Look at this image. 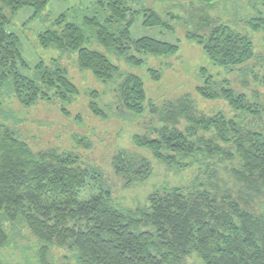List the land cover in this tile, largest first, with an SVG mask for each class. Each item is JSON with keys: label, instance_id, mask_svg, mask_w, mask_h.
Masks as SVG:
<instances>
[{"label": "trees", "instance_id": "1", "mask_svg": "<svg viewBox=\"0 0 264 264\" xmlns=\"http://www.w3.org/2000/svg\"><path fill=\"white\" fill-rule=\"evenodd\" d=\"M163 1L186 16L171 12L164 18L147 8L144 26L182 24L186 39L198 43L216 67L229 75L243 73L244 85L249 84L250 73L257 74L253 69L263 58L253 36L264 33V0ZM49 2L0 0V250L18 244H13L6 223L12 234L24 226L37 238L38 264H57L56 256L63 252L72 264H187L193 256L202 264H264V110L227 79L218 81L202 69L205 82L197 87L198 95L227 108L211 115L198 111L189 95L162 108L150 104L159 125L133 138L136 149L147 154L118 152L112 162L115 175L131 188L154 177L155 163L197 173L185 185L156 186L146 203L134 208L118 203L119 197L100 181L99 167L61 149L63 144L37 149L35 130L31 128V138L24 132L26 120L11 109L4 112L5 105L14 103L26 113L47 104L59 106L64 118L71 116L80 90L67 70L55 58L50 65L39 63L33 77L26 76L21 40L7 29L20 10L32 8L37 16ZM243 2L249 7L244 14L238 6ZM99 6L107 15L86 17L84 25L95 30L101 49L128 65L139 67L145 57L179 51L177 44L133 38L134 16L140 11L128 0H102ZM54 25L39 35L40 47L77 53L79 68L113 93L112 104L103 108L106 92H91V115L104 122L110 116H143L148 103L143 79L122 73L106 54L87 48L83 29L65 15ZM259 68L261 72L264 65ZM149 76L153 82L162 80L154 68ZM260 85L264 88V75ZM226 161L235 189L219 181V164ZM0 264L11 263L0 258Z\"/></svg>", "mask_w": 264, "mask_h": 264}, {"label": "rangeland", "instance_id": "2", "mask_svg": "<svg viewBox=\"0 0 264 264\" xmlns=\"http://www.w3.org/2000/svg\"><path fill=\"white\" fill-rule=\"evenodd\" d=\"M100 1L102 0H50L47 8L37 16H35L32 8L20 10L7 27L9 32L17 34L21 40L20 49L27 63V68L24 70L26 76L33 77L36 73L35 67L39 63L43 62L50 65V62L55 58L58 59L60 66L67 70L68 76L80 90V94L75 99V104L70 109L71 116L64 118L59 112V106L47 104H39L36 109H32L29 113L22 112L21 106L15 103L10 105L11 107L5 105L3 108L5 109L4 112L7 113L11 109L18 118L26 120L27 127L24 132L29 133L31 138L34 135L31 134L30 130L31 128L35 130L36 139L34 141H38L37 149L47 148L50 144L54 145L51 147L63 144L66 148L60 146L61 149L79 153L86 162L88 160V163L99 167L100 181L106 187H110L119 197L118 203L134 208L137 205H144L156 186L185 185L192 181L197 173L194 168L179 171L174 168L169 169L154 161L156 165L154 177L149 182L140 183L131 188H125L122 178L115 175L112 162L113 157L118 152L127 150L132 153L147 154L146 151L136 149L133 138L136 134L145 133L150 127L159 125L157 116L150 112V104L154 103L157 107L162 108L168 101H175L182 96L189 95L195 102L198 111L211 115L226 110V105L223 102H219V100L209 101L198 95L196 89L205 82V75L202 74V69H205L208 75H213L218 81L227 79L237 92L245 93L249 100L258 103L264 110V88L260 85L264 70L261 68L260 72L259 68L260 64L264 65V33L261 32L253 36L263 58H260L259 63L256 64L257 67L253 69L257 74L250 73L252 76L247 78L249 84L244 85L243 73L229 75L228 70L218 68L212 63L198 43L187 40L182 24L175 27L174 23L170 21L171 28L143 25L145 18L143 9H152L164 18L171 12L177 16H186L182 9H176L174 4L163 0H128V5L133 10L140 11L134 16V25L131 30L134 39L151 37L177 44L180 47L175 55L145 57L146 60L142 66L133 67L112 52L103 48L102 50L95 41V30L84 25L86 17L103 18L107 15L105 11L100 9ZM244 3L238 4L243 14L245 11L249 12V7ZM222 11L223 8L220 7L218 13H222ZM62 15L67 17L68 22L76 23L83 29L87 37L85 44L87 48L106 54L112 63L120 68L122 73L136 74L143 79L148 99L147 109L143 116L131 117L126 114L121 119L110 116L104 122L91 115L89 111L91 92L98 91L101 94L106 92L105 98L103 97L101 100V107L105 108L108 104H112L113 93L107 91L108 86L96 80L91 72L79 68L77 53L62 54L55 49H43L38 43L39 35L53 28L55 21ZM250 34L252 33L250 32ZM151 68L161 71L162 80L160 82L150 80L149 69ZM84 139L87 141L85 145H82L81 141ZM90 141L91 146H89ZM149 157L151 156L149 155ZM227 165H229L227 161L222 165L219 164V181L223 187L235 189L237 185L226 170ZM261 209L264 211V205L261 206ZM4 227L7 228L10 236H13V240L15 239L13 244H18L8 248L7 251L0 250V258L11 264H38L40 242L37 238L24 226H21L16 234L11 233L9 224L5 223ZM65 257V252L58 254L56 263L72 264L71 257ZM187 264L202 263L196 256H193L188 259Z\"/></svg>", "mask_w": 264, "mask_h": 264}]
</instances>
